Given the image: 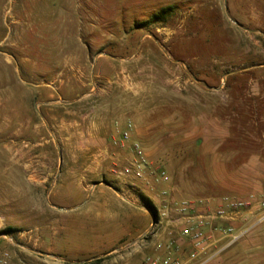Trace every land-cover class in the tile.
I'll use <instances>...</instances> for the list:
<instances>
[{
  "label": "rangeland",
  "instance_id": "1",
  "mask_svg": "<svg viewBox=\"0 0 264 264\" xmlns=\"http://www.w3.org/2000/svg\"><path fill=\"white\" fill-rule=\"evenodd\" d=\"M168 5L163 26H137ZM133 140L163 180L119 174ZM241 166L264 168V0H0L10 264H148L143 245L166 235L142 238L150 218L167 202L243 196L223 188ZM243 238L204 264H264Z\"/></svg>",
  "mask_w": 264,
  "mask_h": 264
},
{
  "label": "built area",
  "instance_id": "2",
  "mask_svg": "<svg viewBox=\"0 0 264 264\" xmlns=\"http://www.w3.org/2000/svg\"><path fill=\"white\" fill-rule=\"evenodd\" d=\"M132 125L121 132V141L130 138ZM122 145V144H121ZM132 161L119 170L120 175L145 179L153 176L163 180L165 175L153 165L141 145L133 141L130 146ZM165 191L162 192L164 196ZM264 222V192L246 196H222L217 199H181L167 202L159 209L150 228L142 238L157 237L163 233L155 249L159 252L147 258L148 264H204L225 248L245 237ZM188 247L186 258L179 257L181 243ZM10 254H0V264H10ZM20 262L23 263L22 260Z\"/></svg>",
  "mask_w": 264,
  "mask_h": 264
},
{
  "label": "crops",
  "instance_id": "3",
  "mask_svg": "<svg viewBox=\"0 0 264 264\" xmlns=\"http://www.w3.org/2000/svg\"><path fill=\"white\" fill-rule=\"evenodd\" d=\"M151 129H152V124L145 127V130H147V132H146L147 135L145 134L147 139L152 138V130ZM133 141H136V140H133ZM213 154L215 155L214 157L216 158L219 155V152H214ZM145 155L147 156L146 153H145ZM257 160L258 159L255 156H252V157L247 159V161L249 162V165H250V163L255 162ZM252 168H251V170H253ZM240 169H241V177H238V178L234 177V178H232L233 182L223 183V188L227 191L239 193L240 195H243V196H246V195L253 193V192L263 193L264 192V168H260V170L258 171L259 174L256 178L244 176L243 175V166H241ZM152 221L153 220L151 217L150 222L147 226L148 228L150 227ZM241 244L243 246V251L246 254L248 253V255H247L248 259H250V257H255V255L264 254V222L261 223L256 228H254L252 230V232L247 234V236L245 238H243V241L240 243V245ZM143 247H146L149 249L150 255H153V254H156L159 252L158 250H156L154 248V244H152V242H150V241H148V243L146 242L145 245H143ZM30 253H34V252L31 251ZM256 253H259V254H256ZM86 256L90 257V259L98 258L97 255L96 256L95 255H93V256L92 255H86ZM247 261H249V260H247ZM20 263H22V262H20ZM52 263L53 264H59L58 261H54ZM22 264H24V263H22Z\"/></svg>",
  "mask_w": 264,
  "mask_h": 264
},
{
  "label": "trees",
  "instance_id": "4",
  "mask_svg": "<svg viewBox=\"0 0 264 264\" xmlns=\"http://www.w3.org/2000/svg\"><path fill=\"white\" fill-rule=\"evenodd\" d=\"M174 6L168 5L165 7L160 8L157 12L153 13L150 18H148L147 20H144L140 23L137 24L138 27H145L148 25H164L165 23H167V21L169 20V18L173 15L174 13ZM147 206L149 207V209L156 214V209L155 207L148 201L147 202ZM12 230H14V228L12 227H8L6 228L4 231L5 232H11ZM100 262V259H96L93 261H90L89 263H84V264H97Z\"/></svg>",
  "mask_w": 264,
  "mask_h": 264
},
{
  "label": "water",
  "instance_id": "5",
  "mask_svg": "<svg viewBox=\"0 0 264 264\" xmlns=\"http://www.w3.org/2000/svg\"><path fill=\"white\" fill-rule=\"evenodd\" d=\"M152 220H153V221L155 220L154 216H152Z\"/></svg>",
  "mask_w": 264,
  "mask_h": 264
}]
</instances>
